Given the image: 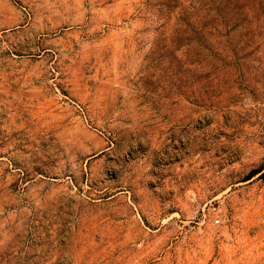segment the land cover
<instances>
[{
	"label": "rangeland",
	"instance_id": "1",
	"mask_svg": "<svg viewBox=\"0 0 264 264\" xmlns=\"http://www.w3.org/2000/svg\"><path fill=\"white\" fill-rule=\"evenodd\" d=\"M0 264H264V0H0Z\"/></svg>",
	"mask_w": 264,
	"mask_h": 264
},
{
	"label": "built area",
	"instance_id": "2",
	"mask_svg": "<svg viewBox=\"0 0 264 264\" xmlns=\"http://www.w3.org/2000/svg\"><path fill=\"white\" fill-rule=\"evenodd\" d=\"M209 212L214 216V223L220 224L221 222V213L218 207L213 206L209 209Z\"/></svg>",
	"mask_w": 264,
	"mask_h": 264
}]
</instances>
